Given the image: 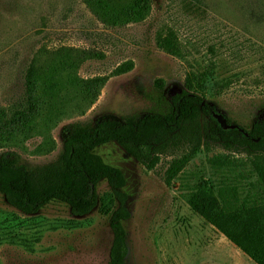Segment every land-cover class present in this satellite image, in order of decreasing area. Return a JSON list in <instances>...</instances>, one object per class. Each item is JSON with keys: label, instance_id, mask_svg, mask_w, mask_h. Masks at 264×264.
Instances as JSON below:
<instances>
[{"label": "rangeland", "instance_id": "rangeland-1", "mask_svg": "<svg viewBox=\"0 0 264 264\" xmlns=\"http://www.w3.org/2000/svg\"><path fill=\"white\" fill-rule=\"evenodd\" d=\"M148 17L135 23H103L83 0H0V107L10 111L27 105L26 71L36 51L60 46L95 48L103 58L83 63V77L113 75L97 102L84 115L63 120L53 135L58 148L49 154L18 150L27 164L54 159L62 145V128L73 122H94L105 115L166 112L172 97L194 82L214 106L222 122L249 129L264 112V0H151ZM172 37L180 55L159 47V37ZM162 82V86L159 81ZM159 82V83H158ZM41 141L27 142L29 150ZM122 169L131 217L125 220L129 254L126 264H257L185 200L184 185L198 179L217 182L235 175L245 194L257 189V175L244 152H230L221 143L201 149L184 173L168 185L170 161L163 156L147 170L116 141L95 149ZM229 154L233 165L213 169L210 158ZM101 201L78 216L60 201L36 214L7 203L0 193V264H111L112 206L107 181L98 185Z\"/></svg>", "mask_w": 264, "mask_h": 264}, {"label": "trees", "instance_id": "trees-1", "mask_svg": "<svg viewBox=\"0 0 264 264\" xmlns=\"http://www.w3.org/2000/svg\"><path fill=\"white\" fill-rule=\"evenodd\" d=\"M83 1L111 26L141 22L152 9L151 0ZM158 45L170 54L181 53L172 37H159ZM103 57L95 48L64 45L42 46L36 51L26 71L27 105L12 111L0 107V193L7 203L26 214H36L50 202L60 201L72 214L83 216L99 206L98 185L107 181L112 206L103 213L110 216L113 230L110 263L126 264L129 245L123 222L131 217L129 195L124 190L127 179L121 168L107 163L95 149L116 141L147 170H153L163 156L183 152L170 161L166 171V182L171 185L201 149L221 143L227 151L246 154L257 175V189L242 194L235 175H225L217 182L198 179L184 185L185 200L250 259L264 264V112L247 129L250 137L236 129L224 130L214 106L190 80L172 97L166 112L105 115L94 122L69 123L62 128L61 149L54 159L38 164L21 161L18 150L32 154L55 151L58 143L53 130L65 119L86 114L110 77L133 67L130 62L111 74L80 75L83 63ZM159 82L162 86L163 81ZM34 137L41 141L29 150L27 142ZM210 163L216 170L233 165L226 153L215 154Z\"/></svg>", "mask_w": 264, "mask_h": 264}, {"label": "water", "instance_id": "water-1", "mask_svg": "<svg viewBox=\"0 0 264 264\" xmlns=\"http://www.w3.org/2000/svg\"><path fill=\"white\" fill-rule=\"evenodd\" d=\"M216 120L218 121L219 125L224 129V130H232V129H236L241 131L245 136L250 137L248 131L246 129H244L243 127H241L240 125L237 124H232V123H228L226 121L222 122L220 120H218L216 118Z\"/></svg>", "mask_w": 264, "mask_h": 264}]
</instances>
